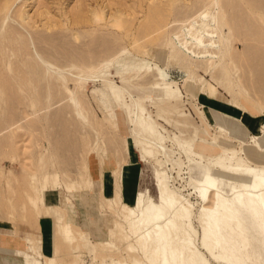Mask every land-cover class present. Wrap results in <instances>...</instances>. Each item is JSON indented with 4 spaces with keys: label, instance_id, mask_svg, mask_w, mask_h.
Instances as JSON below:
<instances>
[{
    "label": "rangeland",
    "instance_id": "rangeland-1",
    "mask_svg": "<svg viewBox=\"0 0 264 264\" xmlns=\"http://www.w3.org/2000/svg\"><path fill=\"white\" fill-rule=\"evenodd\" d=\"M23 42L31 60L15 61ZM1 55L15 62L0 69V264H152L126 211L156 213L161 182L189 203L181 238L203 264H238L202 239L193 186L230 197L264 178V123L249 135L202 103L264 115V0H0Z\"/></svg>",
    "mask_w": 264,
    "mask_h": 264
},
{
    "label": "bare ground",
    "instance_id": "bare-ground-1",
    "mask_svg": "<svg viewBox=\"0 0 264 264\" xmlns=\"http://www.w3.org/2000/svg\"><path fill=\"white\" fill-rule=\"evenodd\" d=\"M216 8L218 7L216 6ZM75 16H77L75 19L78 20V23L81 18L83 19V15L78 16V11ZM216 16L213 17L212 24L216 33L219 37L221 36V44L217 50L223 59L228 42L221 32L222 20ZM9 27L13 29L12 26ZM200 35L202 36V33ZM13 40L15 41V36H13ZM183 41L190 46L201 45V41L196 40L191 34L184 35ZM23 44L24 47L17 46V49L12 51L14 54L11 57H14L15 61L18 53L26 55L31 60L27 51L29 47L27 43L23 42ZM2 59L1 55L0 69L14 61ZM134 127L138 130L137 125ZM224 133L226 134V132ZM162 149L165 148L162 147ZM261 152L264 153V149H261ZM165 153L164 151V156H166ZM158 181L160 182L161 179ZM214 181L205 178L199 183L195 182L196 185L193 186L199 197L198 215L202 239L205 242L211 241V246L217 249L220 256L235 258L238 264H247V262L248 264H264V178H258L250 189L234 191L230 197L222 196L214 187ZM211 196L213 198L212 206L207 207ZM156 198L159 205L154 214L147 212V207H141L142 202L140 203L139 200L134 202L133 209H127L128 206L125 208V210L127 209L126 219L130 220V230L137 235L138 241L143 242L141 251L144 256L152 264H203V261L190 246L191 244L181 238V227L191 218L189 203L187 204L181 197L176 196L164 182L160 183ZM141 230L143 232H140Z\"/></svg>",
    "mask_w": 264,
    "mask_h": 264
},
{
    "label": "crops",
    "instance_id": "crops-1",
    "mask_svg": "<svg viewBox=\"0 0 264 264\" xmlns=\"http://www.w3.org/2000/svg\"><path fill=\"white\" fill-rule=\"evenodd\" d=\"M202 103L211 116H212V112H218V113L225 114L233 118L239 119L242 122L243 126L246 128L249 135H257L260 132L261 125L264 123V119H263L264 115L251 116V115L244 114L240 110L230 106L229 104L225 103L223 100L219 98H211V97L204 95L202 97ZM221 114H219L220 115L219 118L222 117ZM261 147L264 148V146L262 145ZM126 170H129V169H126V165H125L122 171V174H123L122 176L123 178L122 197H123V201L127 203H131L132 198L134 196V181L132 180L133 175L129 176L130 172ZM99 180L102 182V185L106 184V186H104V194L107 195V196H103L101 194L102 191L100 189L99 191L100 197H103V198L111 197L113 195V179H112L111 173L107 177H105L104 172H103V175L101 177L99 176ZM94 187L95 185L93 181L91 191L88 190V192H94L93 191ZM47 194L48 192L45 193L44 200L47 205H50L47 203V198H46ZM50 206H54V205H50ZM71 213H73V206L69 211V218H70ZM0 245H1L0 251H4L5 247L2 245V243H0Z\"/></svg>",
    "mask_w": 264,
    "mask_h": 264
}]
</instances>
